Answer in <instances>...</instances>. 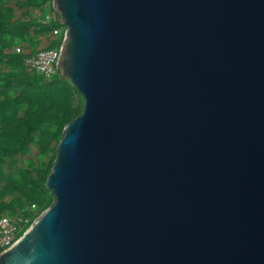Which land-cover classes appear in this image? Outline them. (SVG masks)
Wrapping results in <instances>:
<instances>
[{
  "label": "water",
  "instance_id": "1",
  "mask_svg": "<svg viewBox=\"0 0 264 264\" xmlns=\"http://www.w3.org/2000/svg\"><path fill=\"white\" fill-rule=\"evenodd\" d=\"M51 4L82 107L0 264H264V0Z\"/></svg>",
  "mask_w": 264,
  "mask_h": 264
},
{
  "label": "trees",
  "instance_id": "2",
  "mask_svg": "<svg viewBox=\"0 0 264 264\" xmlns=\"http://www.w3.org/2000/svg\"><path fill=\"white\" fill-rule=\"evenodd\" d=\"M46 1L22 0L18 4L37 8ZM4 2L7 1L0 0V64L10 68V72H0V215H26L29 207L35 205L36 210L20 236L52 202L45 179L62 129L80 112L82 104H74V95L79 94L59 74L45 80L26 70L22 54L14 49L4 53L17 37L27 36V28L25 34H19L16 27H5L8 21L3 19L6 16ZM45 15L42 11L41 19L49 32L55 24L47 22ZM29 123L35 125L33 130H26ZM32 144L38 148L37 162L28 159L18 166V158L27 153ZM5 169L10 172L7 174Z\"/></svg>",
  "mask_w": 264,
  "mask_h": 264
},
{
  "label": "built area",
  "instance_id": "3",
  "mask_svg": "<svg viewBox=\"0 0 264 264\" xmlns=\"http://www.w3.org/2000/svg\"><path fill=\"white\" fill-rule=\"evenodd\" d=\"M45 20L55 24L49 31L52 45L35 50L26 46H16L14 51L23 55V65L28 72L49 80L58 74L56 62L66 27L59 22L58 14L52 4L45 15ZM35 210V205L32 204L28 209L29 214L10 215L4 213L0 215V253L18 239L19 234L30 222V215L34 214Z\"/></svg>",
  "mask_w": 264,
  "mask_h": 264
},
{
  "label": "rangeland",
  "instance_id": "4",
  "mask_svg": "<svg viewBox=\"0 0 264 264\" xmlns=\"http://www.w3.org/2000/svg\"><path fill=\"white\" fill-rule=\"evenodd\" d=\"M7 2L2 5L3 11L6 16L3 17L5 21H8L5 27L13 26L16 27L19 34H25L27 28V36L17 37L11 44L10 47L4 49V53L7 54L11 52L16 46H26L31 50L37 48H43L50 46L52 40L50 38L49 32L45 29V22L41 19L42 11L47 13L51 6V0H47L45 4L40 5L39 7H21L18 2L22 0H6ZM15 28V29H16ZM0 72L8 73L10 68L6 67L3 64H0ZM30 73V72H29ZM34 74V73H30ZM74 104H82V98L80 95H74ZM35 125L29 123L25 126L26 130H33ZM33 132V131H32ZM35 132L32 133L34 135ZM37 152L38 148L35 144H32L29 148V151L24 155H20L18 158L17 165L20 166L23 162H26L28 159L34 162H37ZM55 157V154H54ZM47 160V158H46ZM54 160V159H53ZM6 170V169H5ZM7 174L10 170H6ZM52 197V196H51Z\"/></svg>",
  "mask_w": 264,
  "mask_h": 264
}]
</instances>
